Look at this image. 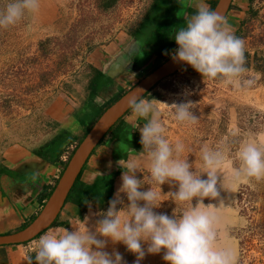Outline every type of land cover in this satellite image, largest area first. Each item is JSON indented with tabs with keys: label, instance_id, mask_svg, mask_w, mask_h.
I'll return each instance as SVG.
<instances>
[{
	"label": "rangeland",
	"instance_id": "374dc122",
	"mask_svg": "<svg viewBox=\"0 0 264 264\" xmlns=\"http://www.w3.org/2000/svg\"><path fill=\"white\" fill-rule=\"evenodd\" d=\"M237 1L228 23L245 45L246 71L239 80L232 84L219 79L209 80L184 64L158 81L143 97L152 100L161 112L165 137L170 142L180 140L185 145L181 158L193 163L191 171L199 168L203 145L216 147L226 139L232 149L229 156L232 160L241 140L255 138L264 141V0ZM9 2L11 0H0V11ZM166 4L167 0H40L37 12L26 13L16 24L0 28L2 181L31 185L34 189L32 201L48 192L55 177L53 175L48 180V171L42 168L43 165L55 164L59 174L74 144L101 110L178 46L174 40V49L165 56L153 49L155 56L150 66L128 74L127 77H131L123 84L117 78H107L106 84L113 90L101 97L102 103L97 102L95 94L98 92L93 93L88 85L90 68L87 58L90 51L124 33L144 41L153 35L158 22L163 21ZM180 22L183 24V19ZM188 101L194 104L191 109L197 117L194 124H178L171 116L174 109L162 104L170 106ZM130 114L131 108L118 120L115 134H105L104 142L91 151L79 177L82 184L67 199L70 209H66L62 217L56 216L52 225L63 226L69 231L73 226L95 230L96 221L107 210L108 202L114 199L121 185L123 169L117 161L127 159L128 149L136 151L137 155L142 151L141 134L128 122ZM145 122L141 119L136 124L142 126ZM236 130L238 135L233 136ZM121 143L128 149L122 150ZM115 169L119 171L112 178L109 197L98 205L93 202L92 190L86 189V183L89 184L98 173ZM140 171L135 173L138 179L147 177V164L141 166ZM230 171L231 166L226 161L218 177V198H205L204 203L218 205L223 201L220 242L233 248L236 264H264V179L257 181L253 178L232 187L226 179L222 180V176L227 177ZM35 173L39 174V179L33 182ZM201 178H206V174ZM245 185L253 192L252 198L238 201V190ZM149 187L144 184L140 190L146 191ZM160 188L163 201L154 211L169 216L181 215L187 204H176L168 195L176 191L178 185L166 182ZM0 191L3 196L1 186ZM120 196L124 203L118 204L117 210L128 203L123 193ZM195 203L196 198H193V206ZM259 222L263 226L248 231L250 223L259 225ZM241 238L245 241L239 251ZM104 250L118 251L126 264H134L136 259L122 243L109 241ZM163 254V250L159 254H146L140 264H166Z\"/></svg>",
	"mask_w": 264,
	"mask_h": 264
},
{
	"label": "clouds",
	"instance_id": "9594fccd",
	"mask_svg": "<svg viewBox=\"0 0 264 264\" xmlns=\"http://www.w3.org/2000/svg\"><path fill=\"white\" fill-rule=\"evenodd\" d=\"M178 3L180 10L176 15L182 16L185 23L176 28L172 37L178 47L171 53V59L191 66L209 80L219 79L225 84L238 81L246 71L244 41L234 34L227 19L211 10L204 0H178ZM39 7L40 0H11L0 11V28L16 24L26 13H35ZM188 7L196 11L188 15ZM135 92L137 94L127 100L131 108L128 122L141 134L142 151L131 159L117 161L123 169L121 185L96 221L95 230L87 227L49 230L27 246L26 264H126L118 251L104 250L109 241L122 243L134 254V264H140L146 254H159L162 250L166 264H236L233 248L220 242L223 201L218 205H205L204 200L218 198V177L226 161L231 171L227 177L222 176V180L226 179L232 187L253 178L264 179V141L241 140L232 160H229L232 149L226 139L216 147L203 145L199 168L191 171L193 163L181 158L185 152L183 142L173 143L165 137L161 112L152 100L141 98V89ZM97 102L102 103L103 99L97 97ZM162 104L174 109L171 116L178 124L197 122L191 101L170 106ZM141 119L146 121L142 126L136 124ZM232 135H238V130ZM119 147L124 151L128 149L123 143ZM143 163L147 164L148 176L138 179L135 173ZM202 174H206V178L202 179ZM38 179L39 174L35 173L33 182ZM166 182L178 185L176 191L168 193L170 199L176 204H187L179 216L154 211L163 201L160 186ZM144 184L150 187L141 191ZM220 187L223 188L222 182ZM121 193L128 203L117 210V205L124 203ZM193 198H196L194 206Z\"/></svg>",
	"mask_w": 264,
	"mask_h": 264
},
{
	"label": "crops",
	"instance_id": "0c3cea01",
	"mask_svg": "<svg viewBox=\"0 0 264 264\" xmlns=\"http://www.w3.org/2000/svg\"><path fill=\"white\" fill-rule=\"evenodd\" d=\"M174 1L177 3V8L175 11L176 15V13L180 10V5L178 3V0ZM210 2L211 0H204V3H206L208 6ZM235 4H238L237 0H230L229 6L224 14V17L227 19L228 22H230L231 20V13L233 12L232 8ZM195 11L196 9L194 7L187 8L188 15L193 14ZM179 18L181 20L183 19V22L185 23L184 18L182 16H179ZM154 56L155 52L153 51V49L146 45L142 39L134 37L128 33H124L120 34L118 38H114L108 41L107 43L99 44L92 48V50L90 51V56H88L87 58L89 62L88 68H91V66L97 67L101 71L110 74L112 79L117 78L119 80V83L123 84L126 81V78L131 77L130 75L129 77H127L128 74H135L149 67ZM96 92H98L95 94L96 98L104 97L108 94L106 90L101 91V89L97 90ZM127 111L121 117H125L127 115ZM118 123L119 121L117 120L114 123V128L112 129V131H107L105 134L107 135L111 132V134L114 135L118 127H116ZM104 140L105 135L100 140V142L95 145L93 149H96L100 145V143L104 142ZM133 152L136 151L130 149V152H128L127 159H131L132 157L137 156V152L134 155L132 154ZM90 155L91 154L88 155L87 159L90 157ZM86 161L81 167L80 175L82 174V169L86 165ZM143 165H146V163H143L141 166ZM42 168L48 171L46 173L48 180L53 175L56 180L58 173L56 172L57 167L55 164L45 163ZM119 173H121V169ZM2 182H4V185L5 183L12 184L11 187L14 190H12V193H10V200H7L6 196L3 197L0 195V235L18 230L24 225V223L26 224L27 222H29L38 212L43 200L47 196V194H45V196L43 195L40 198L39 195L36 198V201H32L34 189L31 187V185L22 184L20 182L10 183L5 181V179H3ZM67 203L68 200L64 199L56 213L57 217H62L65 214L64 211L66 209H70V206L67 205ZM77 227L78 229L83 230L85 226ZM59 228H63V226H54L51 223L37 237L29 241L18 244L0 245V264H26V261H24V257L27 252V246L31 243V241L39 239L38 237L41 234L43 235L44 232ZM72 228H75V226H73Z\"/></svg>",
	"mask_w": 264,
	"mask_h": 264
},
{
	"label": "water",
	"instance_id": "95a60500",
	"mask_svg": "<svg viewBox=\"0 0 264 264\" xmlns=\"http://www.w3.org/2000/svg\"><path fill=\"white\" fill-rule=\"evenodd\" d=\"M229 3L230 0H214L210 9L218 12L222 16H225L224 14L229 6ZM183 65L184 64L182 62H174L171 59L170 54L150 70L145 72L119 96L107 104L86 128L83 135L72 148L38 212L22 228L13 232L1 234L0 245L18 244L29 241L47 228L48 225L55 219L59 207L66 198L68 191L79 174L81 167L91 150L103 138L109 128L130 108L127 103L129 96L137 94L135 89H141L142 97L158 81L172 74ZM103 73L108 77V79H112L110 74L105 72ZM0 186L3 191V197L6 196L7 200H10V193L14 190L11 187L12 184L5 183L4 185V182L0 179Z\"/></svg>",
	"mask_w": 264,
	"mask_h": 264
},
{
	"label": "trees",
	"instance_id": "16d2710c",
	"mask_svg": "<svg viewBox=\"0 0 264 264\" xmlns=\"http://www.w3.org/2000/svg\"><path fill=\"white\" fill-rule=\"evenodd\" d=\"M213 2L214 0H211L209 7H211ZM176 8H177V3L174 0H167L165 17L163 21L158 22V24L156 25L157 26L156 30L153 31L154 32L153 35H149L144 39V43L148 45L150 48L158 50L160 56H165L166 53L174 49V45H173L174 39L172 37L174 36L176 28L183 26L182 22H180L181 19L175 15ZM90 72L91 74L88 79V85L91 88V91L95 93L97 90L103 88L108 77L100 69L94 66H91ZM120 94L121 93L117 94L113 99H115ZM113 128H114V124L109 128L108 131H112ZM117 171L118 169H115L108 173H104L100 175L96 174L89 184L86 183V189L92 190L93 202L100 205L102 202H104L107 199V197H109L112 187V178ZM80 173L81 170L77 175V177L75 178L70 190L68 191L65 200L68 199L72 193L77 191V188L80 186V184H82L81 180L79 179ZM241 187L242 188L238 190L237 200L239 201L242 198H249V197L252 198L251 196L253 192L249 189V187L246 185ZM48 192L46 194H48ZM256 226L259 227L263 226L262 222H259V225L258 224L256 225V223H250L247 227L248 231L250 232L253 231L254 227ZM38 235H36L35 237H37ZM244 241L245 239L243 238L239 239V245H240L239 251H241L242 249L241 244H244Z\"/></svg>",
	"mask_w": 264,
	"mask_h": 264
},
{
	"label": "flooded vegetation",
	"instance_id": "af4514ba",
	"mask_svg": "<svg viewBox=\"0 0 264 264\" xmlns=\"http://www.w3.org/2000/svg\"><path fill=\"white\" fill-rule=\"evenodd\" d=\"M111 86L109 85V84H106V82H105V84H104V86H103V88L101 89V91L102 90H106L107 92H110V91H112L113 90V88H110ZM110 88V89H109ZM122 93V92H121ZM119 96V95H118Z\"/></svg>",
	"mask_w": 264,
	"mask_h": 264
}]
</instances>
